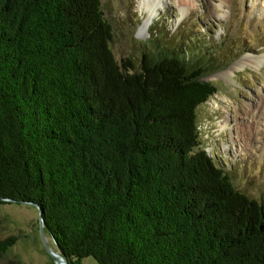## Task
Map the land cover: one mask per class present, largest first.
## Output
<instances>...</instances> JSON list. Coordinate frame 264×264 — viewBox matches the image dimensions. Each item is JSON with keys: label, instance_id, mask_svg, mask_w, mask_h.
<instances>
[{"label": "trees", "instance_id": "obj_1", "mask_svg": "<svg viewBox=\"0 0 264 264\" xmlns=\"http://www.w3.org/2000/svg\"><path fill=\"white\" fill-rule=\"evenodd\" d=\"M113 41L101 0H0V206H40L68 264H264V204L199 130L213 64Z\"/></svg>", "mask_w": 264, "mask_h": 264}, {"label": "rangeland", "instance_id": "obj_2", "mask_svg": "<svg viewBox=\"0 0 264 264\" xmlns=\"http://www.w3.org/2000/svg\"><path fill=\"white\" fill-rule=\"evenodd\" d=\"M166 1L149 30H143L147 16L139 0H101L114 29L113 53L120 64L129 59L138 66L155 43L213 64L204 81L218 93L197 114L204 147L239 191L264 204V0ZM39 216L26 204L0 206V238H19L10 258L56 264ZM45 238L49 250L58 253L47 231ZM83 264L98 263L88 258Z\"/></svg>", "mask_w": 264, "mask_h": 264}, {"label": "bare ground", "instance_id": "obj_3", "mask_svg": "<svg viewBox=\"0 0 264 264\" xmlns=\"http://www.w3.org/2000/svg\"><path fill=\"white\" fill-rule=\"evenodd\" d=\"M186 1L188 2V0H186ZM138 4L140 6L141 11L144 12L145 15L147 16V17H145L146 20L144 21L143 30L144 29L149 30L150 26L153 23V19L157 16V14H159V12H161L165 9L167 1L166 0H139ZM236 70L237 69L233 70V72L231 73L232 76L235 75ZM229 75L230 74H227V73L225 74V76H228V77H229Z\"/></svg>", "mask_w": 264, "mask_h": 264}, {"label": "water", "instance_id": "obj_4", "mask_svg": "<svg viewBox=\"0 0 264 264\" xmlns=\"http://www.w3.org/2000/svg\"><path fill=\"white\" fill-rule=\"evenodd\" d=\"M7 202H11V201H7ZM16 204H23V205H28V206H32L34 208H36L38 211H39V217H40V224H41V232H42V237H43V241H44V244L46 246V249L48 250V252L50 253V255L52 256L51 258L54 259V261L56 262V264H68L67 261L64 259L63 256L60 255V253L58 254L57 252L54 253V252H51L48 248V245H47V241H46V238H45V225H44V217L43 216V211L42 209L40 208V206L38 205H35V204H30V203H26V202H14Z\"/></svg>", "mask_w": 264, "mask_h": 264}]
</instances>
